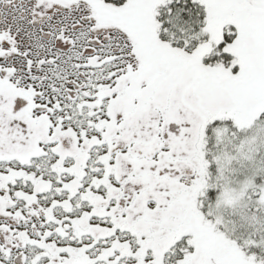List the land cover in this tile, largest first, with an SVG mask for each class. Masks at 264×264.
Masks as SVG:
<instances>
[{
    "label": "snow or ice",
    "instance_id": "snow-or-ice-1",
    "mask_svg": "<svg viewBox=\"0 0 264 264\" xmlns=\"http://www.w3.org/2000/svg\"><path fill=\"white\" fill-rule=\"evenodd\" d=\"M0 264H264V0H0Z\"/></svg>",
    "mask_w": 264,
    "mask_h": 264
}]
</instances>
